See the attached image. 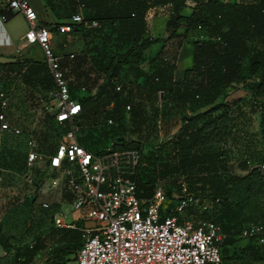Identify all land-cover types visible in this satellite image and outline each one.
<instances>
[{
    "label": "trees",
    "instance_id": "obj_1",
    "mask_svg": "<svg viewBox=\"0 0 264 264\" xmlns=\"http://www.w3.org/2000/svg\"><path fill=\"white\" fill-rule=\"evenodd\" d=\"M44 4L50 11L62 8L69 13L66 15L69 18L80 12L81 20L70 22V32L85 28L83 35H91L89 51L93 54L89 59L102 78L92 92L76 97L82 120L103 93L113 89L112 98L106 101V105L111 104L101 114L103 120L106 117L122 119L125 114L133 128L143 125L140 106H135L138 102L134 104L139 98L131 95L132 80H124L130 88L121 86V74L126 70L131 71L136 88L155 86L152 89L158 92L159 100H168L179 109L177 128L153 150L143 155L138 153L137 163L126 174L134 183L136 196H149L155 181L159 180L165 200H176L170 184H175L176 191L177 179L181 178L190 192L207 202L206 209L199 210L193 205L187 207L186 213L194 219H210L219 226L224 234L219 244L222 263V251L226 252L227 247L241 237L243 226L250 222L264 225V167L260 171L246 162L264 166V0H44ZM156 7L166 9L164 29L167 34L164 37L152 36L147 29V14ZM184 8L189 12H183ZM1 13L4 20L14 14L0 8ZM92 20L95 25L90 24ZM190 33L195 36L189 38ZM94 35H97L96 42L92 41ZM169 39H176V47L171 49L168 45L162 49ZM109 41L112 50L106 48ZM182 41L192 46L191 65L175 80V53ZM155 42H160L161 46L149 60L155 59L158 64L150 71L140 70L143 51ZM162 53H168V57ZM1 77L14 78L29 90L52 87L44 61L31 57L1 60ZM238 85L243 87V93L227 100L226 94ZM67 88L70 92L68 84ZM0 89L9 90L2 86ZM126 103L132 107L119 110L118 106ZM254 115L256 127L252 125ZM47 120L48 127L58 136L50 113ZM84 126L85 123L80 130ZM99 133L107 135L104 130ZM118 136H114V145L129 148L130 143L124 138L117 140ZM78 141L97 150L89 131L81 133ZM232 160L243 173L232 170ZM144 187L149 191L145 193ZM75 222L82 224L81 219ZM45 235L58 243L46 256L49 264H65L70 253L74 258L81 232L74 227L54 225L46 234L37 236L32 244L14 248V264H28L39 255L46 247ZM254 238H245L248 242L240 248L238 264L254 261L264 264V241L258 243ZM0 243L4 251L12 248L5 237L0 236ZM233 255L231 252L229 257Z\"/></svg>",
    "mask_w": 264,
    "mask_h": 264
},
{
    "label": "built area",
    "instance_id": "obj_2",
    "mask_svg": "<svg viewBox=\"0 0 264 264\" xmlns=\"http://www.w3.org/2000/svg\"><path fill=\"white\" fill-rule=\"evenodd\" d=\"M0 8L19 13L24 19L25 30L14 50L36 44L42 52L52 79V87L48 90L52 105L50 114L59 133L53 151L44 153L30 133L24 135L8 119L7 113L12 110L10 90L0 89V154L5 133L23 135L24 165L29 168L46 160L50 171L54 172L48 176V183L55 186L65 182L71 195L69 204L72 209L81 208L83 221L76 225L74 220H66L57 212L53 214V222L55 226L74 227L81 232L80 245L74 253L76 263L222 264L219 244L224 234L214 221L194 219L184 211L193 205L199 210L206 209L208 204L190 192L181 178L177 179V190L172 193L176 196L173 205L166 202L159 180L155 181L149 196H136L134 183L126 173L137 163V149L112 150L111 146H105L97 151L79 143L82 110L67 88L64 69L53 51L51 31L58 35L69 34L70 22L80 21V12L71 15L67 22L46 26L40 23L27 0H0ZM3 20L1 13L0 21ZM90 24L96 22L92 20ZM56 42L66 47L67 40ZM72 55L71 52L67 54L68 57ZM124 108L128 110L130 104L126 103ZM105 121L115 124L111 117H106ZM246 162L260 171L264 167L262 163ZM1 170L0 166V173ZM239 235L255 236L254 239L261 243L264 225L250 222L241 228Z\"/></svg>",
    "mask_w": 264,
    "mask_h": 264
},
{
    "label": "rangeland",
    "instance_id": "obj_3",
    "mask_svg": "<svg viewBox=\"0 0 264 264\" xmlns=\"http://www.w3.org/2000/svg\"><path fill=\"white\" fill-rule=\"evenodd\" d=\"M183 12L187 13L189 9L185 8ZM52 13L56 18L54 21L56 23L69 20V17H66L69 13H66L60 7H57ZM165 16L166 9L164 8L156 7L154 11L150 10L148 12L146 18L147 29L152 36L164 37L167 34V31L164 29ZM10 25L11 30L17 34L21 31L23 23L18 16L10 22ZM84 29L75 28L69 33L65 41L67 40L68 42L69 37L71 39L65 49L59 48L60 45L56 42L58 39L62 41L63 36L51 31V40L54 44L53 51L59 57L58 60L64 69L66 82L70 86V93L75 97L84 95L88 91L92 92L102 78V74L96 71L92 60L89 59L91 54H93L92 50L89 51V36L91 35H83L86 31ZM193 36L195 34L190 33L188 37L191 38ZM92 41H97V35H94ZM111 44L110 41L106 44V48H109L108 50H112ZM156 51L151 50L150 46L143 51L144 60L140 64V70L147 72L155 68L158 61L155 59L150 61L149 59ZM20 52L32 56L34 59L43 60L42 52L36 44L23 46L20 48ZM20 52L13 51V54L9 55L0 54V56L4 57L0 58V61L8 60L15 56H23ZM69 52L73 53V57L67 56ZM161 55L168 57V53H162ZM186 56V53L183 52L180 63L178 62L177 65L178 69L184 60H186ZM130 74V70H126L121 74V86L123 84L124 88H130L131 86L132 97L139 98V101L134 102V104L138 102L135 106H140L141 117L144 120L143 125L138 129L133 128V123L129 122V118L125 114L124 118H119L118 120L112 117L117 122L116 125H107L101 114L106 108V101L112 98L114 91L113 89H107L94 106L83 116L82 123H85V126L83 130H80L81 133L91 132V136L95 139L94 146L97 150H101L105 146H111L112 150L125 148H119L114 145V136L119 134L130 143L129 148L137 149L139 155H143L147 151L153 150L158 143L169 137L178 126L179 109L175 108L168 100H159L158 92L152 89L155 86L150 85L145 88H136V82L131 78ZM128 78L132 80L130 86L124 83V80ZM13 79L0 78V86L10 90V106L12 110L7 114V117H9L13 125H16L23 131L24 135L30 133L37 142L38 148L48 154L52 152L58 139V136L54 135V132L48 127L47 123V116L50 113L49 107L52 106L48 96V89L33 87V89L29 90L28 87L19 84L18 81ZM81 86L84 87L82 90L80 89ZM242 88L238 85L230 90L226 94V99L228 100L242 94ZM122 105V107L118 106L119 110L124 109V104ZM253 122V127H256L255 115ZM101 130L106 131L107 135L102 136L99 133ZM3 142L4 146L0 155V166L2 167L0 173V236L5 237L12 248L4 251L0 243V264H7L8 260L11 261L13 258L12 250L14 248H21L32 244L37 236L46 234L49 228L54 226L51 218L53 210L58 211L60 207L58 212L66 220H83L81 218V208L72 209L69 204L71 195L65 182H59L55 186L48 183V176L53 175L54 172L50 171V166L46 160L40 161L29 168L24 165L23 135L5 133L2 136ZM135 142L138 145H135ZM253 161L256 162L255 160ZM231 166L234 172H244L237 167L234 160H232ZM170 178L172 177L170 176ZM165 179H167L166 176ZM170 186L175 191V184L173 182ZM144 189L145 193L149 191L147 187H144ZM166 202L169 205H173L175 199L169 198L166 199ZM42 203H46L47 205L43 206ZM187 209L186 207L184 211L187 212ZM247 242L245 238L238 237L227 247L226 252L222 251L224 254L222 264H238L240 262V248H243ZM44 243L46 247L40 250L39 255L33 257L31 264H49L46 256L58 243L49 235L44 236ZM250 244L252 243L250 242ZM231 252L234 254L233 257H229ZM7 256L10 257L8 258ZM67 258L69 259L65 264H77L71 253L67 255ZM253 264H256V261Z\"/></svg>",
    "mask_w": 264,
    "mask_h": 264
},
{
    "label": "crops",
    "instance_id": "obj_4",
    "mask_svg": "<svg viewBox=\"0 0 264 264\" xmlns=\"http://www.w3.org/2000/svg\"><path fill=\"white\" fill-rule=\"evenodd\" d=\"M27 1L32 6V8L35 10V12L37 13V16H38V19L40 22L41 21H45V22H54L55 21L56 18L54 16V14L52 13L53 11H50L47 7H45L44 0H27ZM40 9H41V11H40ZM18 16L20 17V19L23 23V26H22L21 31L19 33L15 34L11 30L10 22L13 19H16V17H18ZM24 30H25V22H24L22 15L19 13H14L10 18L3 20V21H0V54L9 55V54H13V51L20 52V49L14 50V48L17 44L18 39L22 36ZM60 36H63V40H65L68 38L69 34H60ZM69 38L71 39V37H69ZM69 40H68V42H69ZM175 42H176V39H169L167 42H165L162 49H164L168 45H169V48H171V49L174 48ZM67 43H66V46H67ZM160 46H161L160 42H155V43H152L150 45V48H151V50L155 51V50L159 49ZM59 48L65 49L66 47H62L60 45ZM191 49H192V46L187 41H182L178 45V47L176 48V53H175L176 54V60H175V68L173 70V79H175V80L180 79L183 75L184 69L190 67V65H191ZM183 52L186 53L187 58H186V60H184V62L180 65V68L178 69L177 65H178V62L180 63L181 55L183 54ZM20 53L25 57L33 58L32 56L25 55L22 52H20ZM27 54H29V53H27ZM0 58H4V57L0 56ZM59 210H60V207L58 208V211ZM58 211L54 212L53 214L57 213ZM58 213H60V212H58ZM7 257L9 258L10 256H7ZM31 261L28 263L31 264L32 263ZM14 263H15L14 258H12L11 261L8 260L7 264H14Z\"/></svg>",
    "mask_w": 264,
    "mask_h": 264
},
{
    "label": "water",
    "instance_id": "obj_5",
    "mask_svg": "<svg viewBox=\"0 0 264 264\" xmlns=\"http://www.w3.org/2000/svg\"><path fill=\"white\" fill-rule=\"evenodd\" d=\"M159 94H161V92ZM118 139H122V137L120 136V137H118Z\"/></svg>",
    "mask_w": 264,
    "mask_h": 264
}]
</instances>
